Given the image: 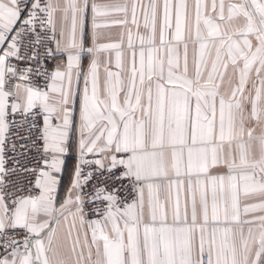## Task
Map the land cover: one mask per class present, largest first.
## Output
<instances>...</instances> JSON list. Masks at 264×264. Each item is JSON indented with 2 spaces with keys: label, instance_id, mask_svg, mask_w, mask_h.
<instances>
[{
  "label": "snow or ice",
  "instance_id": "snow-or-ice-1",
  "mask_svg": "<svg viewBox=\"0 0 264 264\" xmlns=\"http://www.w3.org/2000/svg\"><path fill=\"white\" fill-rule=\"evenodd\" d=\"M0 264H264V0H0Z\"/></svg>",
  "mask_w": 264,
  "mask_h": 264
},
{
  "label": "built area",
  "instance_id": "built-area-1",
  "mask_svg": "<svg viewBox=\"0 0 264 264\" xmlns=\"http://www.w3.org/2000/svg\"><path fill=\"white\" fill-rule=\"evenodd\" d=\"M38 143H39V141H37V144H38ZM17 147H19V144H17ZM29 148H30L31 152L33 153V157H34V154H35V152H36V147L33 146V145L30 143V144H29ZM9 155H13V154L9 153ZM31 162L34 163V162H35V159L33 158Z\"/></svg>",
  "mask_w": 264,
  "mask_h": 264
}]
</instances>
